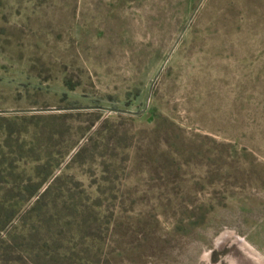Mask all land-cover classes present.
<instances>
[{
  "label": "rangeland",
  "instance_id": "374dc122",
  "mask_svg": "<svg viewBox=\"0 0 264 264\" xmlns=\"http://www.w3.org/2000/svg\"><path fill=\"white\" fill-rule=\"evenodd\" d=\"M47 109L0 115L24 264H264V0H0V112Z\"/></svg>",
  "mask_w": 264,
  "mask_h": 264
},
{
  "label": "trees",
  "instance_id": "16d2710c",
  "mask_svg": "<svg viewBox=\"0 0 264 264\" xmlns=\"http://www.w3.org/2000/svg\"><path fill=\"white\" fill-rule=\"evenodd\" d=\"M97 109H102V108H97ZM69 111H81L79 109H69ZM93 111H100V110H93ZM92 112V111H90ZM79 155V154H78ZM77 155V157H78ZM51 175V172H48L46 174V178ZM11 217L7 216V221L9 222ZM26 239V238H25ZM21 240H24V236L21 237ZM46 247V246H44ZM14 245L12 244H7L5 242H0V263L1 264H24L18 256H15V251H14ZM56 253V258L55 259H44L40 258L37 255L33 256L35 260H30L29 264H62L63 262L61 260L60 252H55ZM31 255V254H29Z\"/></svg>",
  "mask_w": 264,
  "mask_h": 264
},
{
  "label": "water",
  "instance_id": "95a60500",
  "mask_svg": "<svg viewBox=\"0 0 264 264\" xmlns=\"http://www.w3.org/2000/svg\"><path fill=\"white\" fill-rule=\"evenodd\" d=\"M81 111H93V110H100V111H107L109 113H115V114H122V115H131V116H140L143 114V112L134 114L129 112H122V111H112V110H106V109H97V108H87V109H80ZM57 110L53 109H47V110H28V111H15V112H0V115H12V114H45V113H53ZM63 111H69V110H63Z\"/></svg>",
  "mask_w": 264,
  "mask_h": 264
}]
</instances>
